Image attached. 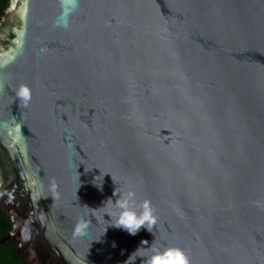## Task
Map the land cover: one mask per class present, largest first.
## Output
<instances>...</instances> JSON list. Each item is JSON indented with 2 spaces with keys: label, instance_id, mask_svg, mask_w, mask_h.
Here are the masks:
<instances>
[{
  "label": "water",
  "instance_id": "95a60500",
  "mask_svg": "<svg viewBox=\"0 0 264 264\" xmlns=\"http://www.w3.org/2000/svg\"><path fill=\"white\" fill-rule=\"evenodd\" d=\"M0 210L27 264H264V0H10Z\"/></svg>",
  "mask_w": 264,
  "mask_h": 264
},
{
  "label": "clouds",
  "instance_id": "9594fccd",
  "mask_svg": "<svg viewBox=\"0 0 264 264\" xmlns=\"http://www.w3.org/2000/svg\"><path fill=\"white\" fill-rule=\"evenodd\" d=\"M65 26L67 22L65 20ZM17 96L22 98L25 104L30 100L31 91L27 85H20ZM134 192L127 196L116 199V207L120 209L113 226L123 228L129 234L135 235L144 226L149 229L156 223V217L148 201H144L139 209L134 206ZM145 264H189L186 254L179 248L169 247L163 251L156 250L146 259Z\"/></svg>",
  "mask_w": 264,
  "mask_h": 264
},
{
  "label": "trees",
  "instance_id": "16d2710c",
  "mask_svg": "<svg viewBox=\"0 0 264 264\" xmlns=\"http://www.w3.org/2000/svg\"><path fill=\"white\" fill-rule=\"evenodd\" d=\"M9 2L10 0H0V20ZM11 230V218L5 211L0 210V241ZM0 264H27V262L17 253L15 244L5 241L0 243Z\"/></svg>",
  "mask_w": 264,
  "mask_h": 264
},
{
  "label": "flooded vegetation",
  "instance_id": "af4514ba",
  "mask_svg": "<svg viewBox=\"0 0 264 264\" xmlns=\"http://www.w3.org/2000/svg\"><path fill=\"white\" fill-rule=\"evenodd\" d=\"M26 262V261H25Z\"/></svg>",
  "mask_w": 264,
  "mask_h": 264
}]
</instances>
